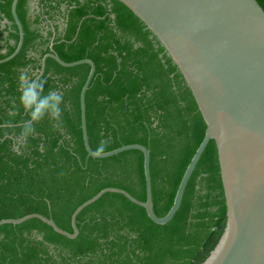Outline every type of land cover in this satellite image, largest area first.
<instances>
[{"label": "trees", "instance_id": "16d2710c", "mask_svg": "<svg viewBox=\"0 0 264 264\" xmlns=\"http://www.w3.org/2000/svg\"><path fill=\"white\" fill-rule=\"evenodd\" d=\"M264 9V0H257ZM13 0H0V60L19 42ZM25 37L20 53L0 64V221L42 214L65 231L84 202L106 188L147 200L144 154L130 150L90 157L85 149L80 95L91 67H63L49 58L45 92L63 93L64 127L45 118L26 149L14 150L18 126V77L37 76L51 45L65 62L92 60L96 72L86 94L89 142L106 152L140 144L151 152L154 210L164 217L207 129L183 74L157 36L118 0H19ZM6 84V86H5ZM16 106L19 113L9 115ZM43 145V150H41ZM65 172L63 178L60 172ZM79 235L67 238L39 219L0 226V264H203L222 239L227 206L217 146L211 140L165 225L118 193H106L77 218Z\"/></svg>", "mask_w": 264, "mask_h": 264}, {"label": "water", "instance_id": "95a60500", "mask_svg": "<svg viewBox=\"0 0 264 264\" xmlns=\"http://www.w3.org/2000/svg\"><path fill=\"white\" fill-rule=\"evenodd\" d=\"M146 24L165 47L183 74L207 125L205 137L180 182L173 206L164 217L154 210L151 152L140 144L122 146L93 155L86 116V94L96 72L90 59L65 62L53 49L41 62V78L49 58L63 67L87 64L91 67L80 95L85 149L90 157L104 159L139 150L144 154L147 200L142 202L120 188H106L80 205L72 214L73 232L60 228L42 214L4 219L20 225L39 219L55 232L75 239L77 218L106 193L124 195L146 209L158 225L169 223L180 209L188 182L211 140L217 146L227 206V226L217 247L203 264H264V9L257 0H118ZM19 0H13L12 15L19 29L16 50L0 60L11 61L24 44V27L17 14Z\"/></svg>", "mask_w": 264, "mask_h": 264}, {"label": "clouds", "instance_id": "9594fccd", "mask_svg": "<svg viewBox=\"0 0 264 264\" xmlns=\"http://www.w3.org/2000/svg\"><path fill=\"white\" fill-rule=\"evenodd\" d=\"M46 79L38 78L30 74L27 70L21 71L18 77L17 89L19 95V106L23 108L28 119L24 120L18 126L21 131L16 135L14 141V150L20 151L28 146V139L34 137L36 133V125L47 118L51 121L53 131H60L64 127L63 108L64 103L63 93L49 89L45 92ZM6 86V84H5ZM19 113V108L15 105L9 110V115L16 116ZM12 121H5L0 124V128L16 127ZM109 141L102 140L94 149L93 155L96 157L102 156L108 148ZM43 150V145H41ZM65 172H60L59 177L63 178Z\"/></svg>", "mask_w": 264, "mask_h": 264}]
</instances>
